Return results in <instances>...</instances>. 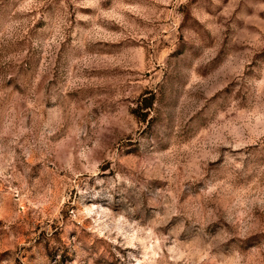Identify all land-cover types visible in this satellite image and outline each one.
<instances>
[{
    "label": "rangeland",
    "instance_id": "374dc122",
    "mask_svg": "<svg viewBox=\"0 0 264 264\" xmlns=\"http://www.w3.org/2000/svg\"><path fill=\"white\" fill-rule=\"evenodd\" d=\"M0 264H264V0H0Z\"/></svg>",
    "mask_w": 264,
    "mask_h": 264
},
{
    "label": "trees",
    "instance_id": "16d2710c",
    "mask_svg": "<svg viewBox=\"0 0 264 264\" xmlns=\"http://www.w3.org/2000/svg\"><path fill=\"white\" fill-rule=\"evenodd\" d=\"M146 100H147V98H145ZM150 104H151V101L149 102V100H148V102L146 103V101H145V107H148V106H150Z\"/></svg>",
    "mask_w": 264,
    "mask_h": 264
}]
</instances>
